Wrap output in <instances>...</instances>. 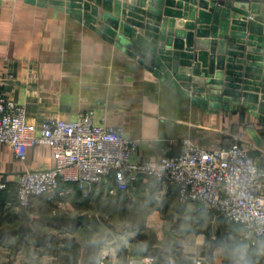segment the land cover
Wrapping results in <instances>:
<instances>
[{
  "label": "crops",
  "instance_id": "0c3cea01",
  "mask_svg": "<svg viewBox=\"0 0 264 264\" xmlns=\"http://www.w3.org/2000/svg\"><path fill=\"white\" fill-rule=\"evenodd\" d=\"M252 4L258 14L252 9L250 15L264 21V0ZM0 93L24 104L27 119L37 125L49 116L76 120L93 111L96 123L123 127L137 140L136 162L178 154L187 139L214 150L229 147L239 136L264 166V123L251 109L194 104L117 41L51 5L0 0ZM55 164L49 145L29 147L21 161L12 146L0 143V183L7 182L0 189V264H81L88 258L93 264H130L131 259L148 264L149 254L157 256L155 264H197L195 259L264 264L263 240L249 246L239 225L240 235H235L229 222L214 219L205 207L180 202L174 186L143 175L134 179L130 193L121 192L109 176L88 189L63 182L51 196L21 207L16 198L20 174ZM101 202L120 209V222L108 221L106 240L96 234L92 241L81 238L69 221L62 226L55 220L62 214L67 220L86 215L84 207ZM91 242L92 255L86 256Z\"/></svg>",
  "mask_w": 264,
  "mask_h": 264
},
{
  "label": "built area",
  "instance_id": "2783aa9c",
  "mask_svg": "<svg viewBox=\"0 0 264 264\" xmlns=\"http://www.w3.org/2000/svg\"><path fill=\"white\" fill-rule=\"evenodd\" d=\"M0 143L12 146L21 161L31 146L52 148L54 167L26 169L19 176L16 198L25 209L54 194L63 182L88 189L112 176L121 192L130 193L134 179L143 175L174 186L180 202L196 203L239 225L249 246L264 241V166L239 136L229 147L214 150L187 139L178 154L136 162L137 140L128 137L123 127L96 123L93 111L76 120L49 116L37 125L27 119L24 104L0 93ZM6 186L7 182L0 183V189ZM146 261L155 264L157 256L149 254Z\"/></svg>",
  "mask_w": 264,
  "mask_h": 264
},
{
  "label": "water",
  "instance_id": "95a60500",
  "mask_svg": "<svg viewBox=\"0 0 264 264\" xmlns=\"http://www.w3.org/2000/svg\"><path fill=\"white\" fill-rule=\"evenodd\" d=\"M29 1L57 7L117 41L194 104L243 105L264 123V21L250 15L258 14L252 1L259 0Z\"/></svg>",
  "mask_w": 264,
  "mask_h": 264
},
{
  "label": "rangeland",
  "instance_id": "374dc122",
  "mask_svg": "<svg viewBox=\"0 0 264 264\" xmlns=\"http://www.w3.org/2000/svg\"><path fill=\"white\" fill-rule=\"evenodd\" d=\"M102 204H100L101 206H96V207H84L85 210H86V215H90V217L92 218H97V216H99V224L100 225H90L89 226V230L92 229V232H85V231H78V233H76L79 237L81 238H84L86 237L87 239H90V241H92V237H94V234H96L97 236H100L102 235V232H101V229H105L107 232H108V235L109 236L110 232H109V225H108V221H113L114 223L117 222H120V216L118 214H120L119 210L117 207H114L113 204H107V202H101ZM111 208V209H110ZM96 215V216H95ZM126 216H132V213L131 212H128L125 214ZM135 215H133L132 217L134 218ZM214 219H219V220H222L223 218L222 217H217L214 215ZM224 220V219H223ZM231 223H228V228L230 229V231H232L233 234L235 235H240V228L237 227V225H230ZM146 231H150L151 229H145ZM96 231V232H95ZM143 233H145V231H142ZM151 232V231H150ZM109 239V238H108ZM89 241V240H88ZM91 243H88L87 246H88V249L86 250V256H90L92 255V249L91 248ZM88 258V257H87ZM84 264H93V259L92 258H88L87 260H85V263Z\"/></svg>",
  "mask_w": 264,
  "mask_h": 264
},
{
  "label": "trees",
  "instance_id": "16d2710c",
  "mask_svg": "<svg viewBox=\"0 0 264 264\" xmlns=\"http://www.w3.org/2000/svg\"><path fill=\"white\" fill-rule=\"evenodd\" d=\"M66 218H68V216H66L65 214H62L61 216L60 215L57 216L55 220L61 221L60 222L61 225L69 221L68 223L71 224L72 230H81V231L83 230L85 232H92V229L89 230L90 225L92 224L100 225L101 224V223L99 224L100 222L99 219H96V217L92 218L88 215H83L79 217L76 216L74 218L71 217L69 220H67ZM101 232H102V240H106V238L108 237L107 236L108 232L104 228L101 229ZM85 255H87L86 251H85ZM84 263H85V260L81 264H84Z\"/></svg>",
  "mask_w": 264,
  "mask_h": 264
}]
</instances>
